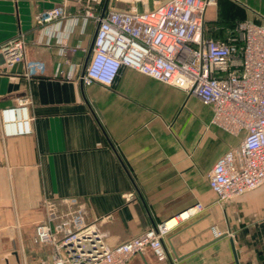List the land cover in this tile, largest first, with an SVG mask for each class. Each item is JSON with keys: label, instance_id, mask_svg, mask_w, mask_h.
<instances>
[{"label": "crops", "instance_id": "1", "mask_svg": "<svg viewBox=\"0 0 264 264\" xmlns=\"http://www.w3.org/2000/svg\"><path fill=\"white\" fill-rule=\"evenodd\" d=\"M61 1L0 0V46L23 34L28 61L42 67L30 78L24 65L22 73H0V110L27 100L32 126L30 135L6 136L0 124V264H51L53 248L35 234L48 199L60 213L83 207L84 223L110 247L202 203L204 212L164 237L167 262L146 250L128 264H264V185L225 202L210 189L208 174L234 141L211 125V108L130 68L112 87L54 76L66 59L65 72L87 59L98 25L85 20L86 10L102 12L106 3L145 10L168 0H83L67 7L78 23L56 24L50 38L35 18ZM215 1L206 17L210 38L224 39L228 22L264 24V14L241 0H234L246 6L241 18ZM61 37L75 52L60 55Z\"/></svg>", "mask_w": 264, "mask_h": 264}, {"label": "built area", "instance_id": "2", "mask_svg": "<svg viewBox=\"0 0 264 264\" xmlns=\"http://www.w3.org/2000/svg\"><path fill=\"white\" fill-rule=\"evenodd\" d=\"M83 0H62L59 6L38 14L35 23L50 38L53 26L70 18L67 7ZM215 0H168L145 10H86L84 18L98 25L90 59L64 71L66 59L54 73L61 80H82L112 87L125 68L135 70L158 82L197 97L211 108V125L237 139V148L226 151L208 174L210 189L219 202L242 196L264 185V24L239 22L228 29L224 39L206 36V15ZM60 55L75 52L57 40ZM26 68V77L42 70L29 62L23 34L0 46V73H8L17 64ZM27 100L0 110L4 135L32 133ZM131 199L132 195L126 196ZM46 218L35 228L42 246L53 248L51 264H128L146 250L159 263L168 260L164 237L180 221L204 212L197 203L163 225L148 229L141 236L110 247L95 225L84 223V208L60 213L51 199L42 203ZM175 221L173 225H170ZM215 238L222 233L212 227Z\"/></svg>", "mask_w": 264, "mask_h": 264}, {"label": "rangeland", "instance_id": "3", "mask_svg": "<svg viewBox=\"0 0 264 264\" xmlns=\"http://www.w3.org/2000/svg\"><path fill=\"white\" fill-rule=\"evenodd\" d=\"M218 1H220V5H219V11L220 12L226 10V8H229L228 4H226L224 2L230 3V7L231 6H234L235 7V8L233 7V9L236 12L235 16L239 12V15H240V18H241L242 15L244 14L243 12H246V9L244 7H242V5H240L239 3H237L234 0H218ZM241 1H243L246 5L249 6V9H251V11L249 10V12L251 14L252 13H257V11H259V12H261V13L264 14V0H241ZM111 10H116V9H111ZM215 11H216L215 9L208 8L207 16L206 17L209 18L212 15V13H215ZM210 26H212V25H210ZM212 28H214V27H212ZM208 30H209V28H208ZM207 110H208L207 113H208V116H209L211 114L210 113V109L207 108ZM239 144H240V142L237 139H234V141L232 142V147L233 148H237L239 146Z\"/></svg>", "mask_w": 264, "mask_h": 264}, {"label": "water", "instance_id": "4", "mask_svg": "<svg viewBox=\"0 0 264 264\" xmlns=\"http://www.w3.org/2000/svg\"><path fill=\"white\" fill-rule=\"evenodd\" d=\"M106 10H107V3L105 4V7H104V9H103V11H102V16L105 14ZM93 43H94V42H93ZM92 49H93V44H92V46H91V48H90V50H89V53H88L87 59H86V61H85V63H84L83 73H84L85 68H86V65H87V63H88V61H89V59H90V55H91V53H92ZM22 69H23V64L20 63V64L15 65V66L12 68L11 71H12V72L17 71L18 73H22Z\"/></svg>", "mask_w": 264, "mask_h": 264}, {"label": "trees", "instance_id": "5", "mask_svg": "<svg viewBox=\"0 0 264 264\" xmlns=\"http://www.w3.org/2000/svg\"><path fill=\"white\" fill-rule=\"evenodd\" d=\"M240 5H242V7H246L245 5H243L242 3H240ZM248 8V7H247ZM239 22H236V23H233L232 24V22H228V23H223L224 24V26H225V28L227 27V28H229V29H233L237 24H238ZM205 28H206V26H205ZM205 33H206V31H205ZM227 34V33H226ZM208 37V36H207Z\"/></svg>", "mask_w": 264, "mask_h": 264}, {"label": "bare ground", "instance_id": "6", "mask_svg": "<svg viewBox=\"0 0 264 264\" xmlns=\"http://www.w3.org/2000/svg\"><path fill=\"white\" fill-rule=\"evenodd\" d=\"M175 223V221H172L171 223H170V225H173Z\"/></svg>", "mask_w": 264, "mask_h": 264}]
</instances>
